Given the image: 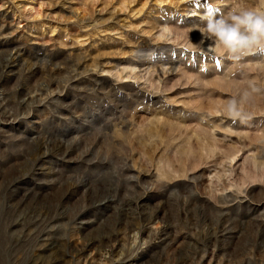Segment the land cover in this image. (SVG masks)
I'll use <instances>...</instances> for the list:
<instances>
[{
  "label": "rangeland",
  "instance_id": "rangeland-1",
  "mask_svg": "<svg viewBox=\"0 0 264 264\" xmlns=\"http://www.w3.org/2000/svg\"><path fill=\"white\" fill-rule=\"evenodd\" d=\"M258 4L0 0V264H264V51L204 35Z\"/></svg>",
  "mask_w": 264,
  "mask_h": 264
},
{
  "label": "clouds",
  "instance_id": "clouds-1",
  "mask_svg": "<svg viewBox=\"0 0 264 264\" xmlns=\"http://www.w3.org/2000/svg\"><path fill=\"white\" fill-rule=\"evenodd\" d=\"M204 20V35L212 39L217 51L228 59L239 62L254 50L264 51V0H259L255 8H233L220 16L211 13ZM227 114L232 118H245L236 100L229 102Z\"/></svg>",
  "mask_w": 264,
  "mask_h": 264
},
{
  "label": "bare ground",
  "instance_id": "bare-ground-1",
  "mask_svg": "<svg viewBox=\"0 0 264 264\" xmlns=\"http://www.w3.org/2000/svg\"><path fill=\"white\" fill-rule=\"evenodd\" d=\"M15 56V55H14ZM13 57V56H12ZM15 58V57H14ZM13 58V59H14ZM16 60V59H15ZM8 61V60H7ZM14 66V62L13 61H8L5 65H4V68L6 70H11V68ZM7 73V72H6ZM32 175V174H31ZM106 202V201H104ZM104 202L100 203L99 206H102L104 204ZM98 207V206H97Z\"/></svg>",
  "mask_w": 264,
  "mask_h": 264
}]
</instances>
